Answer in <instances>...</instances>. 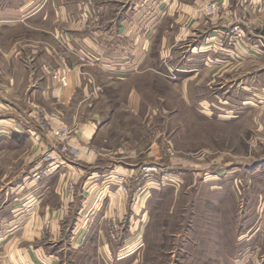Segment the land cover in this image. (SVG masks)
Returning a JSON list of instances; mask_svg holds the SVG:
<instances>
[{
    "label": "crops",
    "instance_id": "0c3cea01",
    "mask_svg": "<svg viewBox=\"0 0 264 264\" xmlns=\"http://www.w3.org/2000/svg\"><path fill=\"white\" fill-rule=\"evenodd\" d=\"M80 2L0 0V264H125L141 247L145 212L129 181L124 192L112 179L136 173L128 156L115 159L130 147L119 138L134 139L120 129L126 118L112 89H135L132 77L158 71L148 65L154 42L194 36L209 23L198 13L203 0H89L86 16ZM219 2L226 13L240 7ZM98 7L103 13L92 15ZM40 120H48L44 132ZM61 122L71 134L52 142ZM144 138L138 154L149 151ZM47 151L57 167L45 173ZM138 232L141 242L129 251Z\"/></svg>",
    "mask_w": 264,
    "mask_h": 264
},
{
    "label": "rangeland",
    "instance_id": "374dc122",
    "mask_svg": "<svg viewBox=\"0 0 264 264\" xmlns=\"http://www.w3.org/2000/svg\"><path fill=\"white\" fill-rule=\"evenodd\" d=\"M80 1L86 16L89 0ZM235 1L240 7L226 13L219 0H203V29L154 42L148 65L158 71L132 77L135 89H112L126 118L120 129L135 140L125 132L119 140L130 147L115 159L128 156L136 169L112 179L129 181L146 220L125 264H264V0ZM59 79L66 84V74ZM61 124L70 129L65 142L72 128ZM145 134L149 151L139 157ZM127 242L134 250L140 232Z\"/></svg>",
    "mask_w": 264,
    "mask_h": 264
},
{
    "label": "built area",
    "instance_id": "2783aa9c",
    "mask_svg": "<svg viewBox=\"0 0 264 264\" xmlns=\"http://www.w3.org/2000/svg\"><path fill=\"white\" fill-rule=\"evenodd\" d=\"M69 132H70V129L66 125H64V124H61V125H59L56 128H51V134L58 141L64 140ZM44 159L49 162V165L47 167H45V169H44V172L45 173H48L49 171L54 170V168L57 167V162H55V159L52 157L50 151H47L45 153ZM120 181H121V178H120ZM123 183H124V185L122 186V190L124 192H127V190H128L127 189L128 183L127 182H123ZM116 229H117V224L115 222H113L111 224L110 232H109L110 237L113 238V239L117 237Z\"/></svg>",
    "mask_w": 264,
    "mask_h": 264
}]
</instances>
